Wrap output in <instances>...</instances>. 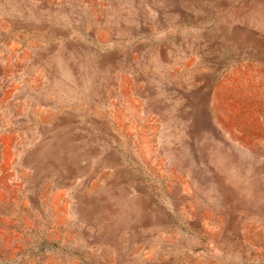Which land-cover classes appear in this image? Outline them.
Here are the masks:
<instances>
[{
  "label": "rangeland",
  "instance_id": "374dc122",
  "mask_svg": "<svg viewBox=\"0 0 264 264\" xmlns=\"http://www.w3.org/2000/svg\"><path fill=\"white\" fill-rule=\"evenodd\" d=\"M0 264H264V0H0Z\"/></svg>",
  "mask_w": 264,
  "mask_h": 264
}]
</instances>
